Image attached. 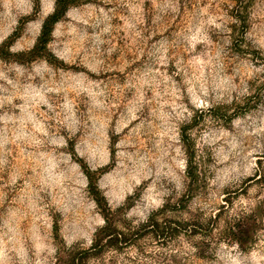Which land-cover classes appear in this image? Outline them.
<instances>
[{
	"label": "rangeland",
	"instance_id": "1",
	"mask_svg": "<svg viewBox=\"0 0 264 264\" xmlns=\"http://www.w3.org/2000/svg\"><path fill=\"white\" fill-rule=\"evenodd\" d=\"M68 1L0 0V264H264V0Z\"/></svg>",
	"mask_w": 264,
	"mask_h": 264
},
{
	"label": "trees",
	"instance_id": "2",
	"mask_svg": "<svg viewBox=\"0 0 264 264\" xmlns=\"http://www.w3.org/2000/svg\"><path fill=\"white\" fill-rule=\"evenodd\" d=\"M70 1L68 0H58L57 3V8L54 11L52 15H50L47 20L44 22L41 34L38 38L37 41V47L38 46H46L49 42L51 33H52V28L54 24L61 18V16L64 14L66 11V8L68 7ZM187 176L190 180V183H194L198 180L199 178V171H198V165L195 160V154L194 151L191 147H187ZM88 178L90 181V184L92 186V192L95 195V199L98 202V204H101L102 197H100V193L98 189L96 188V182L95 179L92 177L91 172H87ZM153 228H159V225L156 222L152 223ZM242 228L241 226L236 227L234 226H227L224 230V233L227 234L230 238L236 240V242L240 245L243 244V239H242ZM112 233H109L106 235L108 237L109 242H111L112 238Z\"/></svg>",
	"mask_w": 264,
	"mask_h": 264
}]
</instances>
